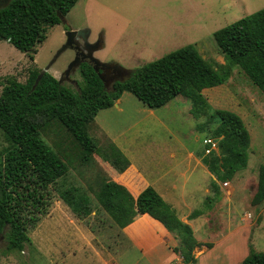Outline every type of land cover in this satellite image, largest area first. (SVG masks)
Instances as JSON below:
<instances>
[{
	"label": "rangeland",
	"instance_id": "1",
	"mask_svg": "<svg viewBox=\"0 0 264 264\" xmlns=\"http://www.w3.org/2000/svg\"><path fill=\"white\" fill-rule=\"evenodd\" d=\"M262 7L264 0H77L65 16L66 24L49 26L45 40L32 57L0 39V92L8 78L24 82L32 66L42 69L52 60L47 71L61 84L76 89L81 81L79 65L67 76L63 74L75 57V50L66 48L54 58L66 40L68 28H87L86 38L90 42L101 37L103 46L93 50V55L102 62H119L126 71L186 44H193L206 60L218 65L223 58L213 32ZM110 82L106 81L107 89ZM202 94L208 103V113L218 108L230 109L239 114L250 134L247 165L230 180L234 194L223 202L221 220L226 228L224 219L230 213L231 225L245 223V231L249 222L251 234L247 243L261 250L264 239L258 238L256 229L262 204L248 202V186H254L258 166L264 165V94L236 67L223 84L204 89ZM189 108L190 101L183 95L151 109L131 93L123 92L111 107L98 111L87 130L100 148L112 143L133 158L149 153L165 156L176 151L177 159H167L175 162L188 149L202 154L208 138L216 143L212 152L219 153L217 140L211 137L219 119L214 117L198 127L208 115L195 118ZM41 135L51 146L62 143L61 153L69 159L68 171L50 186L44 212L37 215L33 224H27L30 240L22 250L4 253L5 239L0 234V264H104L98 252L102 251L105 259L108 249L113 250L116 261L130 264L138 257V251L128 243L123 244L120 228L95 197L100 181L108 178L105 163L97 154L87 163L78 157L74 159L72 143L56 124L44 126ZM4 145L0 132V149ZM193 182L192 178L190 185ZM68 186H77L88 195L91 212L86 217L79 218L59 197L56 188ZM199 195L198 192L197 199ZM196 208H201V202H197ZM261 222L264 224V219ZM219 251L221 248L215 254ZM144 262L140 264L147 263Z\"/></svg>",
	"mask_w": 264,
	"mask_h": 264
},
{
	"label": "trees",
	"instance_id": "2",
	"mask_svg": "<svg viewBox=\"0 0 264 264\" xmlns=\"http://www.w3.org/2000/svg\"><path fill=\"white\" fill-rule=\"evenodd\" d=\"M76 1L10 0L0 7V39L32 57L45 40L48 27L61 23L60 16L65 17ZM212 37L222 54V63L213 65L193 44H186L128 70L124 79L115 80L110 89L87 63L80 66L81 81L76 89L61 84L48 71L38 78L41 68L37 66L29 69L24 82L7 79L0 92V132L5 142L0 149V234L5 239L4 253L23 249L30 240L27 224H33L44 212L50 186L68 171L69 159L61 153L62 143L51 146L41 135L44 126L53 123L65 132L75 150L74 159L87 163L97 154L118 172L127 167L128 159L119 148L112 143L100 148L87 130L98 111L111 107L123 92L131 93L151 109L177 95L187 97L193 117L208 115L198 127L214 117L219 119L211 132L219 153L205 154L203 150L202 161L209 171L223 182L247 165L250 134L243 119L225 108L208 113L202 91L223 84L236 67L264 94V7L215 30ZM256 182L253 205L264 201L263 164L258 166ZM211 187L217 191L215 182ZM56 191L79 218L90 214L89 197L79 187H58ZM95 197L119 227L142 213L159 220L178 239L174 251L179 252L182 261L196 264L193 249L199 243L191 227L151 185L133 197L124 185L103 178ZM199 211H192L190 216ZM239 264H264V251L255 250L249 243Z\"/></svg>",
	"mask_w": 264,
	"mask_h": 264
},
{
	"label": "crops",
	"instance_id": "3",
	"mask_svg": "<svg viewBox=\"0 0 264 264\" xmlns=\"http://www.w3.org/2000/svg\"><path fill=\"white\" fill-rule=\"evenodd\" d=\"M101 42L103 46V40ZM116 63L119 64V62ZM119 99L120 97L117 100ZM195 140H198L197 135ZM175 152L170 151L165 156L149 153L148 156L134 158L122 152L128 159V165L121 172L116 171L108 162L101 160L105 163L103 167L106 177L124 185L133 197H136L146 186L151 185L174 208L180 220L191 227L193 236L199 243L193 249L196 264L240 262L248 251L247 240L249 242L251 228L249 222L247 231L244 229L245 223L231 225L230 213L224 219L226 228L222 226L223 202L226 199L229 200L234 194L231 181L227 180L228 186H222V181L218 180L202 161L203 153L188 149L181 154L179 160L168 161L167 159H177ZM192 178L194 182L190 185ZM212 181L217 184V191L212 189ZM256 186L257 182L254 186H248V202H251ZM198 192L199 199H197ZM208 197L212 200H208ZM197 202H201V208H196ZM261 204L259 216L263 221L264 201ZM196 209L200 210L199 214L191 217L190 213ZM229 209L230 205L228 211ZM248 214L249 218L251 214ZM261 220L256 229L260 240L264 239V224ZM119 228L125 242L123 244L128 243L138 251V257L130 264H140V261H145L146 264H185L179 252L174 251V247L178 245V239L159 220L149 214H138L132 222ZM261 242L264 244V240ZM219 248H221L220 253L215 254ZM261 250L264 251V246ZM101 253L102 251L98 252L104 264H121L112 255L114 254L112 249L106 250L107 258L105 259Z\"/></svg>",
	"mask_w": 264,
	"mask_h": 264
},
{
	"label": "water",
	"instance_id": "4",
	"mask_svg": "<svg viewBox=\"0 0 264 264\" xmlns=\"http://www.w3.org/2000/svg\"><path fill=\"white\" fill-rule=\"evenodd\" d=\"M10 0H0V7H3V6H6L8 3H9ZM60 19H61V23L63 24H66V18L64 16H60ZM89 30L87 28H81V29H72V28H68L66 31H65V36H66V40L65 42L60 46V48L56 51L55 53V56L54 58L60 53L62 52L63 50H65L66 48H73L74 50L75 49H79V46H77L76 44V39L77 37L81 38L83 41H85V43H88L87 42V34H88ZM99 46H91V50H95L97 49ZM79 53L81 52H75V57L74 59L69 63L68 67L66 68V70L64 71V75L67 76L69 71L80 65L81 61L79 59ZM88 57H89V60L90 62H92V68L93 70L97 73V75L99 76L100 80L104 83V85L106 86V82L104 80V76L102 74V72H100V69H102L103 67L107 66L108 63L107 62H102L100 61L98 58H96L92 53H88ZM53 61V60H52ZM51 61V62H52ZM50 62V63H51ZM50 63L41 69V72L40 74L38 75V78L44 73L47 71ZM120 68H123L120 66ZM125 69V68H123ZM126 70V69H125ZM128 71V70H127ZM127 74V73H126ZM125 74V75H126ZM124 79V76L122 77H116L115 80L116 81H120V80H123Z\"/></svg>",
	"mask_w": 264,
	"mask_h": 264
},
{
	"label": "flooded vegetation",
	"instance_id": "5",
	"mask_svg": "<svg viewBox=\"0 0 264 264\" xmlns=\"http://www.w3.org/2000/svg\"><path fill=\"white\" fill-rule=\"evenodd\" d=\"M86 40L88 43H85V41H83L79 37H77L76 39V44L77 46H79V49H75V52H81L79 53V59L82 60L78 69H80V66L83 63H87L92 66V62H90L88 57V53L93 54V50H91V46H102L101 37H99L94 42H90L88 38ZM107 63L108 65L100 69V72H102L105 82L109 80L111 81L110 82L111 85L115 81L116 77H122L127 73V71L123 68H120V65L114 61Z\"/></svg>",
	"mask_w": 264,
	"mask_h": 264
},
{
	"label": "built area",
	"instance_id": "6",
	"mask_svg": "<svg viewBox=\"0 0 264 264\" xmlns=\"http://www.w3.org/2000/svg\"><path fill=\"white\" fill-rule=\"evenodd\" d=\"M204 143L208 144L207 146H205V150H204L205 154L211 153L212 151L216 150V143L211 138L210 139L209 138L206 139L204 141ZM221 185L222 186H228V182L227 181H223Z\"/></svg>",
	"mask_w": 264,
	"mask_h": 264
}]
</instances>
